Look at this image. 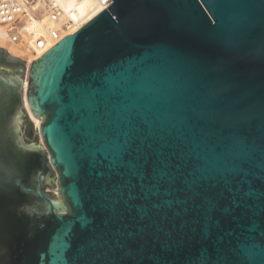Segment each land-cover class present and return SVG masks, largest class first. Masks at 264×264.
<instances>
[{"label":"water","instance_id":"water-1","mask_svg":"<svg viewBox=\"0 0 264 264\" xmlns=\"http://www.w3.org/2000/svg\"><path fill=\"white\" fill-rule=\"evenodd\" d=\"M0 55V264H264V0H112L33 59L41 135L24 62ZM135 134L184 147L189 172L217 169L205 198L153 210L156 227L107 201Z\"/></svg>","mask_w":264,"mask_h":264},{"label":"snow or ice","instance_id":"snow-or-ice-1","mask_svg":"<svg viewBox=\"0 0 264 264\" xmlns=\"http://www.w3.org/2000/svg\"><path fill=\"white\" fill-rule=\"evenodd\" d=\"M186 156L184 147L169 140L144 134L133 135L121 153L119 162L113 167L118 169L124 178L107 193V201L114 219L120 220L125 213H135L133 220L137 223L147 221L145 227L149 224L156 227L158 225L153 218V210L155 215L163 213L162 218L166 219V210H172L174 206H186L188 201L194 205L197 199L205 198V178L217 169L213 167L209 172L197 168L189 172L186 168ZM259 166L264 169V157L261 158ZM236 175L241 173L237 172ZM245 183H248L246 179L241 181L240 191L243 192V197L253 196L255 192L252 187L247 191L243 190ZM177 185L185 187L190 195L180 201L164 199L159 203L153 202V197L159 195L161 188H164L165 195H169L177 190ZM137 201L144 203L137 204Z\"/></svg>","mask_w":264,"mask_h":264},{"label":"built area","instance_id":"built-area-1","mask_svg":"<svg viewBox=\"0 0 264 264\" xmlns=\"http://www.w3.org/2000/svg\"><path fill=\"white\" fill-rule=\"evenodd\" d=\"M96 1L101 13L112 4V0ZM74 2L76 6L80 0ZM76 15L75 8L66 10L60 0H0V25L7 30L10 40L20 43L28 35L34 48L44 53L81 26Z\"/></svg>","mask_w":264,"mask_h":264},{"label":"bare ground","instance_id":"bare-ground-1","mask_svg":"<svg viewBox=\"0 0 264 264\" xmlns=\"http://www.w3.org/2000/svg\"><path fill=\"white\" fill-rule=\"evenodd\" d=\"M61 5L66 9L70 10L75 8L78 18L81 19V26H85L89 23L92 19H94L97 15L101 13V9L97 6L96 0H80L79 3L75 6L74 0H60ZM76 15V16H77ZM80 27L74 28L70 34H75L79 31ZM0 48L7 50V53L22 60L24 63L27 64L28 72L26 76H23V108L26 112L27 117L31 121V123L35 126L36 130L38 131V125L41 135V127L43 124L44 117L42 116L39 120L35 117L30 109V105L27 99V90H28V77H29V70L33 59L39 58L42 56L43 51H39L34 48L33 39L28 35L24 36L20 43H13L7 30L0 25ZM42 139V136H41ZM43 143V139H42ZM47 183H50V176L46 178ZM63 206V204H62ZM66 212V211H64Z\"/></svg>","mask_w":264,"mask_h":264},{"label":"rangeland","instance_id":"rangeland-1","mask_svg":"<svg viewBox=\"0 0 264 264\" xmlns=\"http://www.w3.org/2000/svg\"><path fill=\"white\" fill-rule=\"evenodd\" d=\"M24 65H25V67H24V76H26V74H27V72H28V68H27L28 66H27L26 63H24ZM28 119H29V118H28ZM29 121H30V120H29ZM30 122H31V121H30ZM31 124H32V123H31ZM32 126H33V129H34V133H35V134H38V131L36 130L35 126H34L33 124H32ZM52 170H53V168H52ZM49 176H50V180H51V182H52L50 188H54V189L56 190V192H57L59 198H60L59 191H58V180H57L58 176H57L56 172L53 170ZM60 200H61V198H60Z\"/></svg>","mask_w":264,"mask_h":264},{"label":"flooded vegetation","instance_id":"flooded-vegetation-1","mask_svg":"<svg viewBox=\"0 0 264 264\" xmlns=\"http://www.w3.org/2000/svg\"><path fill=\"white\" fill-rule=\"evenodd\" d=\"M0 61L5 62V57L3 55H0Z\"/></svg>","mask_w":264,"mask_h":264}]
</instances>
